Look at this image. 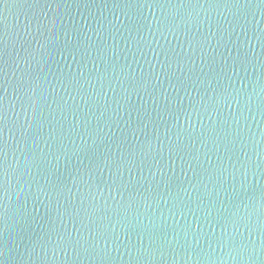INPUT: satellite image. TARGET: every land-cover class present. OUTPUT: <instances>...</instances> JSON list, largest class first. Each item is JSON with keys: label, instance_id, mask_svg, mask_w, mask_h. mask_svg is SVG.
<instances>
[{"label": "water", "instance_id": "water-1", "mask_svg": "<svg viewBox=\"0 0 264 264\" xmlns=\"http://www.w3.org/2000/svg\"><path fill=\"white\" fill-rule=\"evenodd\" d=\"M0 97V264H264L260 0H0Z\"/></svg>", "mask_w": 264, "mask_h": 264}, {"label": "snow or ice", "instance_id": "snow-or-ice-1", "mask_svg": "<svg viewBox=\"0 0 264 264\" xmlns=\"http://www.w3.org/2000/svg\"><path fill=\"white\" fill-rule=\"evenodd\" d=\"M153 2H159V0H153ZM168 2H171V0H168ZM262 4H264V0H260ZM25 30H27V26H25ZM0 109H2V97H0ZM3 119L2 110H0V120ZM2 131V129H0ZM3 153V148L0 147V154ZM7 175V171L4 169L3 164H0V179H3ZM251 216H245L240 214H235L234 218L232 219V227L237 228L238 225L243 223L246 227H248L250 232L259 231L260 233L264 234V209H262L260 214V219L258 222L250 223ZM229 244L232 246H235V241L230 240ZM248 244L253 245L254 248V241H247V243H244L243 241L239 245V247L244 250L248 251Z\"/></svg>", "mask_w": 264, "mask_h": 264}]
</instances>
